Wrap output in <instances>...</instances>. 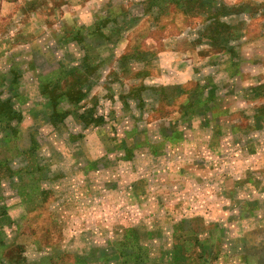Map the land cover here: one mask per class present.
I'll return each mask as SVG.
<instances>
[{"label":"rangeland","instance_id":"rangeland-1","mask_svg":"<svg viewBox=\"0 0 264 264\" xmlns=\"http://www.w3.org/2000/svg\"><path fill=\"white\" fill-rule=\"evenodd\" d=\"M183 2L0 0V264H264V0Z\"/></svg>","mask_w":264,"mask_h":264},{"label":"trees","instance_id":"trees-1","mask_svg":"<svg viewBox=\"0 0 264 264\" xmlns=\"http://www.w3.org/2000/svg\"><path fill=\"white\" fill-rule=\"evenodd\" d=\"M178 5L181 8H184V10L186 12H191V11H196L195 7H191V4H194L195 2H190L187 4H185L186 2H183L184 0H176ZM92 70V69H91ZM89 74H91V71H89ZM75 75V74H72ZM81 83H83V80H71L68 79V77L65 79V81H60V80H55L53 82L50 83V85L48 87L45 86V89H43L44 93L46 92V90H49L46 93V96L49 98V105L51 106L52 113L51 116L53 118H56L58 120H62V117H64V115H60L59 112V104L63 101V99L67 98L69 103L72 104H78L80 102H82V100L84 99V96L86 95L85 92H83L84 90L82 89ZM88 85V84H87ZM90 87V86H89ZM23 104H24V99L22 98ZM11 100L9 99L8 101H3L0 103V106L2 108V112H6L7 116V123L8 122H13L14 120H12L13 118H11L12 115H16V113L13 112L14 107L11 106L10 104ZM3 116V115H2ZM10 116V118H9ZM134 252V251H133ZM136 253V252H134ZM132 256L134 257V254H132ZM131 256V257H132Z\"/></svg>","mask_w":264,"mask_h":264},{"label":"crops","instance_id":"crops-1","mask_svg":"<svg viewBox=\"0 0 264 264\" xmlns=\"http://www.w3.org/2000/svg\"><path fill=\"white\" fill-rule=\"evenodd\" d=\"M5 2H6V1H5ZM5 2H4V1H2V4H4V5H5V4H7V2H6V3H5Z\"/></svg>","mask_w":264,"mask_h":264}]
</instances>
